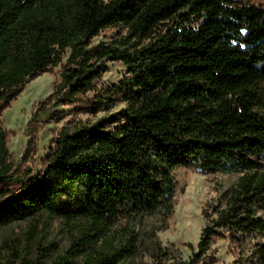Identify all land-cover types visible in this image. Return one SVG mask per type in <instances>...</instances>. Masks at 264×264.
Wrapping results in <instances>:
<instances>
[{
	"label": "trees",
	"instance_id": "16d2710c",
	"mask_svg": "<svg viewBox=\"0 0 264 264\" xmlns=\"http://www.w3.org/2000/svg\"><path fill=\"white\" fill-rule=\"evenodd\" d=\"M107 29L118 37L92 44ZM114 62L125 76L99 85ZM58 66L59 80L27 123L28 149L35 128L60 106L94 114L124 107L61 129L40 174L27 180L30 172L10 161L11 134L0 120V228L46 214L72 231L63 250L42 244L22 258L14 250L0 264L123 263L138 253L136 225L172 215L174 171L187 167L236 180L203 211L197 251L180 264H209L220 230L256 240L237 264H264V6L0 0V117L26 84Z\"/></svg>",
	"mask_w": 264,
	"mask_h": 264
},
{
	"label": "rangeland",
	"instance_id": "374dc122",
	"mask_svg": "<svg viewBox=\"0 0 264 264\" xmlns=\"http://www.w3.org/2000/svg\"><path fill=\"white\" fill-rule=\"evenodd\" d=\"M264 6V0H247ZM117 29H107L93 39L92 44L108 42L118 37ZM66 60V56L62 61ZM108 71L102 76L99 85H113L125 76L127 68L121 63L107 64ZM60 67L38 75L25 85L19 96L6 108L0 117L3 128L11 135L7 140L10 161L20 174L30 172L24 180L35 178L44 166V157L51 140L61 129L73 130L83 124H91L98 118L119 112L124 105L120 102L89 113L83 105L60 106L52 120L39 124L27 148V123L42 100L53 90L59 80ZM93 94H88L91 99ZM27 149V154L24 152ZM177 183L172 215L165 223L157 217H148L136 225L140 241L138 253L121 264H180L197 251L202 230L206 225L203 211L214 201L218 192L229 187L236 180L235 175H223L215 171L178 168L174 171ZM264 216V213H263ZM224 237L213 241L207 254L209 264H237L247 257V251L255 239L252 237L235 241L229 232L219 231ZM72 234L64 219L41 215L32 220L20 221L0 228V262L11 258L16 251L20 258L31 257L38 245H55L63 250L69 245ZM242 244V246H241ZM206 264V261H204Z\"/></svg>",
	"mask_w": 264,
	"mask_h": 264
}]
</instances>
